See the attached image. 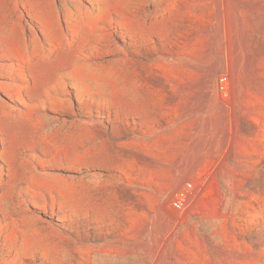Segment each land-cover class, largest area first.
Segmentation results:
<instances>
[{
  "label": "rangeland",
  "instance_id": "1",
  "mask_svg": "<svg viewBox=\"0 0 264 264\" xmlns=\"http://www.w3.org/2000/svg\"><path fill=\"white\" fill-rule=\"evenodd\" d=\"M0 264H264V0H0Z\"/></svg>",
  "mask_w": 264,
  "mask_h": 264
}]
</instances>
